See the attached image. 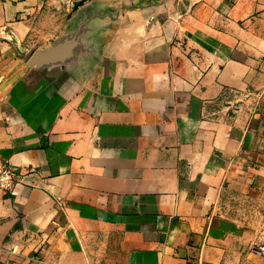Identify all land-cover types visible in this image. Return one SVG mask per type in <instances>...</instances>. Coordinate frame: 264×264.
<instances>
[{"label":"crops","instance_id":"obj_1","mask_svg":"<svg viewBox=\"0 0 264 264\" xmlns=\"http://www.w3.org/2000/svg\"><path fill=\"white\" fill-rule=\"evenodd\" d=\"M89 3L90 73L30 80ZM262 20L264 0H0V158L18 177L0 264H264V113L245 107L264 36L244 31Z\"/></svg>","mask_w":264,"mask_h":264},{"label":"water","instance_id":"obj_2","mask_svg":"<svg viewBox=\"0 0 264 264\" xmlns=\"http://www.w3.org/2000/svg\"><path fill=\"white\" fill-rule=\"evenodd\" d=\"M104 14L93 3L82 6L73 17L67 32L54 44L38 49L28 58V78L36 81L44 77L57 81L63 77L82 78L91 71L98 57V25Z\"/></svg>","mask_w":264,"mask_h":264},{"label":"rangeland","instance_id":"obj_3","mask_svg":"<svg viewBox=\"0 0 264 264\" xmlns=\"http://www.w3.org/2000/svg\"><path fill=\"white\" fill-rule=\"evenodd\" d=\"M252 29V30H251ZM244 31L249 32V31H255L257 33H259L260 35L264 36V20H262L260 23L258 24H251L249 26H246L244 28ZM247 43V42H246ZM256 49L258 52V56L259 59L263 58V62H264V41H256ZM28 60V58H27ZM263 62H260V60H258V65H264ZM25 63V62H24ZM254 99H252L250 101V103L245 104V107L251 110H255L256 112H262L264 113V91H260L257 92V94L253 97ZM231 178V176H230ZM239 196L235 197V200L238 199ZM260 205L264 206V198L263 200L260 202ZM235 206L237 207H241V208H247L248 207V202L243 201L242 199H239L237 201V203L235 202ZM243 210V209H242ZM253 220H256L257 222L260 221H264V217L263 216H258V217H253ZM259 243H263V242H259Z\"/></svg>","mask_w":264,"mask_h":264},{"label":"built area","instance_id":"obj_4","mask_svg":"<svg viewBox=\"0 0 264 264\" xmlns=\"http://www.w3.org/2000/svg\"><path fill=\"white\" fill-rule=\"evenodd\" d=\"M18 181L16 172L9 161L0 158V192L11 193ZM251 251H257L264 258V243H257L251 247Z\"/></svg>","mask_w":264,"mask_h":264}]
</instances>
